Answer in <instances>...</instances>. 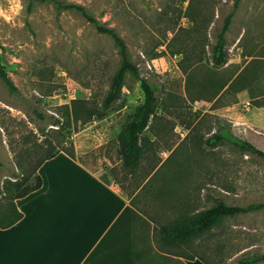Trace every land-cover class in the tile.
Returning a JSON list of instances; mask_svg holds the SVG:
<instances>
[{
    "label": "rangeland",
    "instance_id": "obj_1",
    "mask_svg": "<svg viewBox=\"0 0 264 264\" xmlns=\"http://www.w3.org/2000/svg\"><path fill=\"white\" fill-rule=\"evenodd\" d=\"M60 1L84 5L99 22L120 33L141 75L157 85L159 103L158 115L145 131L153 141L150 151L133 172L123 166L118 153V134L143 97L141 81L131 73L108 113L72 126L61 151L72 149L92 172L130 193L154 173V163L159 167L175 149L137 195L146 196L147 207H163L155 190L173 174V184L184 192L191 210L209 207L215 198L241 205L264 202V156L228 139L215 147L207 143L225 127L264 150V105L253 104V98L264 99V0H240L237 7L235 0H194L193 9L206 17L199 26L186 15L189 0ZM21 3L23 10L11 23L0 18L1 56L17 87L11 90L0 77V195L6 178H20L33 168L47 148L46 138L59 140L51 115L62 118L63 106L74 98L100 105L121 61L113 38L99 32L77 9L61 8L55 0ZM0 8L8 11L9 0H0ZM231 12L226 33L229 59L216 65L212 48ZM185 47L197 54L189 74L180 65L186 60L181 52ZM245 66L257 76L253 89L225 87L191 100L202 81L212 77L224 82ZM169 212L170 217L176 215L172 208ZM196 250L222 264H241L242 257L263 254L264 207L224 217Z\"/></svg>",
    "mask_w": 264,
    "mask_h": 264
},
{
    "label": "trees",
    "instance_id": "obj_2",
    "mask_svg": "<svg viewBox=\"0 0 264 264\" xmlns=\"http://www.w3.org/2000/svg\"><path fill=\"white\" fill-rule=\"evenodd\" d=\"M57 5L61 8L68 9L74 8L80 11L87 20L93 22L99 32L109 34L116 46L118 47L119 54L121 56L120 65L111 77L110 87L107 94L104 96L102 103L96 104L88 98H74L70 103L65 104L61 117L51 115L50 124L55 126L53 130L59 140L55 143L53 140L46 138L47 148L42 149L39 153V159L35 163L32 169L26 174H23L20 178H6L2 184L3 194L0 195V227L7 228L18 222L24 215V213L18 208L16 200L24 197L30 192L40 188L42 186V177L38 173L40 165L47 159H50L57 155L61 151V143L67 138L70 131L69 129L74 126L77 128L78 124L87 123L94 118H101L105 116L112 104L118 100L121 96L122 87L125 84V78L128 73H131L141 81V89L143 97L141 101L135 106L131 117L124 124L118 134V153L122 160L123 166L130 170L135 171L141 164V161L146 157L150 151V144L152 140L145 134V131L150 129L152 120L158 115V87L155 83L150 81L148 78L141 75L139 65L134 62L128 51V46L125 39L120 33L111 26L103 24L91 14L87 8L82 4L77 3H65L60 0H55ZM186 1V0H181ZM193 1L189 0L187 16L200 25V21L206 17L203 16L201 10L194 8ZM240 0H235V7L238 6ZM233 17V12L229 13L224 21L223 27L218 34L217 41L214 44L212 51V58L216 65L224 64L229 59V50L227 47L226 33L230 27ZM211 22V20H208ZM174 28V27H173ZM1 43H0V77L8 85L11 90H17V87L8 74L5 64L3 63L1 56ZM184 51L186 60L180 63L182 71L189 74L191 71L192 63L191 60L197 54L193 50H188L186 47L181 50ZM257 76L255 71H249V66H245L234 78L225 80L224 82L218 83L213 80L212 77L207 78V81L200 83V88L197 90V94L191 96V100L196 101L205 98L206 93H216L219 89H226L228 91H240V90H251L253 89L254 81ZM219 85V88H216ZM253 104L256 106L264 105V99L253 98ZM67 130V131H66ZM63 137V138H62ZM228 139L244 151H249L258 155L264 156V150L255 146L252 142L238 138L234 136L227 128L222 127L219 132H215L211 135L207 143L212 147L217 146L223 140ZM175 149L171 151V154L166 160L158 167V164H153L150 169L155 170L153 174H150L146 182L141 186V189L147 183H150L154 175L160 170V168L171 158ZM29 153V152H28ZM69 155L75 157L74 151L71 149L68 152ZM176 171V170H175ZM174 171V173H175ZM148 174V175H149ZM34 176V177H33ZM147 177V176H146ZM100 178L106 183L110 181L106 176L101 175ZM33 180L34 182H29ZM165 178L155 190V196H158L162 201L163 207L159 204L153 203L145 209L149 210L153 205L155 208V215L150 216L154 221V241L156 247L165 253L183 256L185 258L194 259L196 257L203 260L206 264H222L220 260L213 261L204 254L198 253L196 245L202 238L209 235L213 229L219 225L224 217L235 216L240 213H248L256 210H260L264 207V202L249 203L247 205L241 204H230L222 198H215L211 206L203 209L191 210L190 201L186 198L182 190H176L174 182L176 180L175 174L172 175L170 181ZM134 196L131 199V203L144 211L142 208L136 205L139 197ZM174 201V202H173ZM168 204V208L165 203ZM175 210V216L170 217L172 213L170 209ZM264 260L263 254H255L247 257L240 258L241 264L257 263Z\"/></svg>",
    "mask_w": 264,
    "mask_h": 264
},
{
    "label": "crops",
    "instance_id": "obj_3",
    "mask_svg": "<svg viewBox=\"0 0 264 264\" xmlns=\"http://www.w3.org/2000/svg\"><path fill=\"white\" fill-rule=\"evenodd\" d=\"M38 173L42 186L16 200L23 217L0 227V264H206L156 247V206L131 203L141 185L123 193L65 151Z\"/></svg>",
    "mask_w": 264,
    "mask_h": 264
},
{
    "label": "clouds",
    "instance_id": "obj_4",
    "mask_svg": "<svg viewBox=\"0 0 264 264\" xmlns=\"http://www.w3.org/2000/svg\"><path fill=\"white\" fill-rule=\"evenodd\" d=\"M10 8L5 11L0 8V18H3L6 22L11 23L15 16L19 15L23 10L21 0H9Z\"/></svg>",
    "mask_w": 264,
    "mask_h": 264
}]
</instances>
